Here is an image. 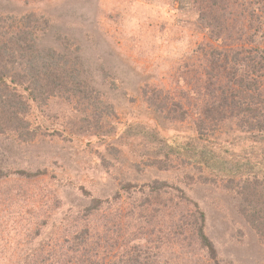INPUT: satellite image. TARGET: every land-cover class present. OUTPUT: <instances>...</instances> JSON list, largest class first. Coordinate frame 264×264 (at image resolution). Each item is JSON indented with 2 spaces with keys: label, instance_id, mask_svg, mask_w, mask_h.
<instances>
[{
  "label": "rangeland",
  "instance_id": "obj_1",
  "mask_svg": "<svg viewBox=\"0 0 264 264\" xmlns=\"http://www.w3.org/2000/svg\"><path fill=\"white\" fill-rule=\"evenodd\" d=\"M262 22L264 0H0V33L35 29L39 48L75 63L94 103L28 102L0 134V264H120L138 253L148 264H264V162L234 181L184 148L207 142L230 163L251 147L264 154L244 113L253 94L235 86L264 74L252 63L264 58ZM232 49L244 51L236 70ZM211 96L215 125L202 141L195 114ZM201 214L214 252L198 236Z\"/></svg>",
  "mask_w": 264,
  "mask_h": 264
},
{
  "label": "trees",
  "instance_id": "obj_2",
  "mask_svg": "<svg viewBox=\"0 0 264 264\" xmlns=\"http://www.w3.org/2000/svg\"><path fill=\"white\" fill-rule=\"evenodd\" d=\"M247 5L249 4L247 3ZM254 9L255 8H252V11L248 14L247 18L249 21L252 19L257 20L256 15H254ZM254 21L252 23H255ZM210 26L214 29V25L212 23ZM251 27L254 26L251 25ZM254 29H257V31L260 30V28ZM221 30L219 31V35L216 36V41L219 43H223ZM35 31L36 30L31 29V27L29 28L26 25H20L18 30L16 28V31H8L9 37L16 33L18 34V38H6L4 30L0 33V134L6 133L8 128H12L10 126L16 121L23 122L24 116L27 114L28 102L44 103L53 97H63L69 103H72L73 100L80 99L86 106L87 104L90 106L91 104H94L92 103L91 98L86 97L87 89L84 88L85 83L82 80H78L77 75L79 71L76 70L75 63L72 64L71 62H67L68 55H61L54 50L46 49L44 47L39 48L36 42L37 38H35ZM252 35L256 34L252 33L248 35V38L251 39L253 37ZM249 44L256 47L253 40L249 42ZM255 50L256 49H254V51ZM231 52H235L236 58L238 59V61L234 64L235 69L237 64L241 65V62H245L239 57H242L244 51L242 50L240 53H237L234 49H232L230 53ZM42 57H46L47 61H41ZM227 57H229V55H226L225 59H227ZM261 59L262 61L258 62L256 57H252L253 66H260L264 68V58L262 57ZM212 60L214 62V66L217 68L218 62L221 61L220 54L215 53ZM12 68L23 70L22 73L18 74V79H15L14 75H12L10 71ZM229 73L234 75L232 78L240 76V74L236 75L230 71ZM252 80H254L253 83L247 81V85L246 83L244 85L243 83L240 85L235 83V86L238 87V91L240 93H243L242 88L246 87L244 92H249L250 90L253 94V96L250 97L252 104L248 106L247 110H244V113H250V120L254 122L250 128L264 133V74L260 76L256 75L255 77H252ZM231 82L233 81L231 80ZM20 86H23L22 92L26 94V97H24L23 94H21L22 92L19 91ZM236 92L237 90L234 87L231 90V93L234 94V98L239 97L236 95ZM214 99L215 98L211 96L207 100L208 102L205 108L195 114L198 119L196 123L198 125L197 131L201 136L203 134H208V132H211L214 128V118V123L208 119L209 114L216 109H211V107H214L213 104L217 102ZM227 100L228 97L225 101ZM225 101L224 103H226ZM238 106L239 104H233L231 109L234 110V113H237V116H240L243 109L240 107L238 108ZM251 106L259 107L252 110L250 109ZM228 107H230V105H228ZM127 134L129 135L130 133L128 132ZM203 137L206 138V136H202V141H204ZM197 140L198 142L200 141L198 138ZM206 143L198 145L191 143L185 146L184 148H186L185 152L187 156L191 158L192 162L195 164L199 165L204 163L212 169H215V165L218 164L216 168L225 170V174L229 175V178L234 181L236 180L237 174L243 176L246 174V169H249V167L254 169L256 165L264 162V154H256V147H251L252 149L250 152L245 150V152H247L245 157L240 159L238 163L233 160L231 161L232 163H230V161H226L221 154L214 151L211 146L208 147L209 145ZM255 155L260 156V158L258 159ZM254 156L256 157L254 158L256 162L249 158L252 157L253 159ZM260 213V216L263 217L264 208L260 209ZM201 216L202 222L196 224L198 236L202 240V246L210 252H214L212 242L209 241L208 237L204 234V215L201 214ZM143 257L144 256L139 253L132 255L131 259L124 257L123 259L127 260V262L120 261V264H148L147 262L143 263L146 261Z\"/></svg>",
  "mask_w": 264,
  "mask_h": 264
}]
</instances>
